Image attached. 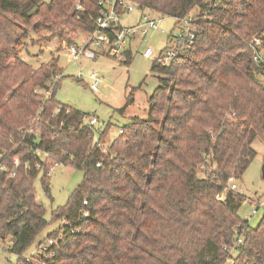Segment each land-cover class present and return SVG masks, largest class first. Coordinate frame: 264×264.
Here are the masks:
<instances>
[{"label":"trees","instance_id":"obj_1","mask_svg":"<svg viewBox=\"0 0 264 264\" xmlns=\"http://www.w3.org/2000/svg\"><path fill=\"white\" fill-rule=\"evenodd\" d=\"M123 1L157 17L196 9L199 32L192 51L167 65L155 60L148 116L133 117L106 150L83 112L56 101L58 59L34 69L19 56L29 28L68 17L93 31L100 0H0V161L8 168L0 169V239L10 236L21 255L65 218L82 232L66 229L47 264H264V211L251 225L239 216L244 196L228 190L255 158L252 143L264 140V67L249 47L254 36L264 44V0ZM76 2L85 10L72 12ZM132 57L128 49L120 61ZM55 161L83 179L49 221L34 182L42 174L50 196Z\"/></svg>","mask_w":264,"mask_h":264},{"label":"rangeland","instance_id":"obj_2","mask_svg":"<svg viewBox=\"0 0 264 264\" xmlns=\"http://www.w3.org/2000/svg\"><path fill=\"white\" fill-rule=\"evenodd\" d=\"M76 4L72 12L76 9ZM197 12L198 10L194 14ZM143 14L158 18L150 10L136 9L122 16L121 23L125 26L133 25ZM67 19L68 17L61 25L46 26L39 30L27 29V37L22 42L19 56L34 69L58 59L61 82L56 88V101L83 112L84 123H88L94 116L97 117L98 123L95 127L99 131L98 134L101 132L104 134L102 142L107 145L105 147L107 150L111 140L119 137L120 128L129 123L133 117L148 116L150 98L159 86L158 75L151 71V67L162 50L170 47L169 32L174 26V21L171 18L161 21L160 26L166 30L165 34L158 29L151 31L143 39L137 38L130 48L132 61L126 65L118 58L100 54L96 60L84 56L70 60L66 48L75 44L82 46L86 41V32L72 27ZM173 34H176V28ZM148 46L154 50L151 59L143 55V51ZM11 61L14 62L13 59ZM94 71L101 78L98 92H94L89 86L91 81L88 74ZM252 148L256 151V156L243 177L235 180V183L236 191L245 199L239 210V216L249 219L251 225H256L262 211L260 210L252 218L250 212L254 202L264 199V140L261 137L256 138ZM41 179L42 174H39L34 182V188L37 197L46 208V218L51 221L53 210L65 205L70 194L82 182L83 171L62 165L56 166L50 173L51 197L44 192ZM60 225V220L52 223L43 234L46 236L56 231ZM10 241L11 237L8 236L5 243H0V264L17 262V255L9 253L6 249L5 244ZM35 243L23 254L26 255L33 250ZM231 263L232 260L228 259L225 264Z\"/></svg>","mask_w":264,"mask_h":264},{"label":"built area","instance_id":"obj_3","mask_svg":"<svg viewBox=\"0 0 264 264\" xmlns=\"http://www.w3.org/2000/svg\"><path fill=\"white\" fill-rule=\"evenodd\" d=\"M99 5L101 7L100 14L93 19L96 27L91 32H86V41L82 46L71 45L66 48L67 54L70 60H77L79 57L84 56L88 59L96 60L97 56L106 55L113 58L121 59L123 54L131 48L132 43L137 39L145 38L151 31L158 30L165 34L166 30L160 26V23L163 19L170 17H160L153 18L150 15L143 14L142 17L138 20L137 23L125 26L121 23V17L125 14L131 13L136 9H139L138 5L125 2L123 0H100ZM76 10L82 11L85 10L80 2L76 4ZM174 21V26L169 32V42L170 47L162 50L158 55L157 60L160 63L167 65L173 59L184 55L185 53L192 51L193 46L199 32L198 26L195 25V14L192 12L187 18H171ZM176 28V34H173V30ZM249 47L253 53V60L256 64L264 67V44L262 36H254V38L249 42ZM144 57L151 59L154 55V50L151 47H146L143 51ZM82 76V75H80ZM90 79V88L94 92L99 91V85L101 83V78L97 72H90L88 74ZM262 82L264 84V72L261 75ZM57 81H61L60 75L55 77ZM52 94V88L44 91V95L49 97ZM62 109V106L57 107V112ZM98 123L97 117H92L88 123H85V126L88 130L91 131L94 141L98 147L105 149V145L100 137V133L95 125ZM62 126V125H61ZM123 133V128H120L119 135ZM114 140H111V143ZM38 158L41 161H45L49 154L42 150H37L36 152ZM1 156V155H0ZM16 166L19 165V162H16ZM58 165H62L60 162H53L52 166L49 169V173H52L54 168ZM99 166L101 163L98 164ZM63 166V165H62ZM40 167V164L37 165ZM0 169L8 171V168L2 164L0 161ZM11 177L16 175L15 171H11ZM228 190H237V185L235 183V178L231 177L228 183ZM218 198L223 199L224 193L219 194ZM245 201V200H244ZM87 205V202H84ZM251 209V218L258 214L261 210L264 211V199L258 200L252 204ZM248 220L249 219H245ZM61 225L56 229L57 236L53 237L52 235H42L40 239L35 243L36 246L26 255L21 254L17 255L16 264H47L48 258L55 256L56 251L53 248L58 244V240L63 241L65 237L66 229L69 230L70 234H79L82 232V228L74 227L71 222L63 218L60 220ZM238 231L237 228H235ZM6 242V241H5ZM3 239H0V243H5ZM242 242V236L237 238V243ZM7 246V251L11 252V242L5 244ZM226 248V247H225ZM14 254V253H12ZM10 263V261H8Z\"/></svg>","mask_w":264,"mask_h":264},{"label":"crops","instance_id":"obj_4","mask_svg":"<svg viewBox=\"0 0 264 264\" xmlns=\"http://www.w3.org/2000/svg\"><path fill=\"white\" fill-rule=\"evenodd\" d=\"M196 12V9L195 10H193V13H195Z\"/></svg>","mask_w":264,"mask_h":264}]
</instances>
